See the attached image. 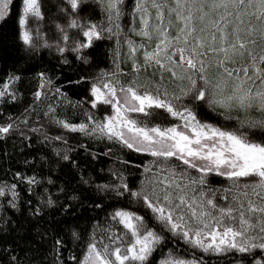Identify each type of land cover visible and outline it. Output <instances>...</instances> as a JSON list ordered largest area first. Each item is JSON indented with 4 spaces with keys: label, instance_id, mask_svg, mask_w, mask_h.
I'll return each instance as SVG.
<instances>
[{
    "label": "snow or ice",
    "instance_id": "obj_1",
    "mask_svg": "<svg viewBox=\"0 0 264 264\" xmlns=\"http://www.w3.org/2000/svg\"><path fill=\"white\" fill-rule=\"evenodd\" d=\"M15 2L0 0V21L10 16ZM46 7L47 0H19L16 39L26 52L53 47L45 31ZM53 7L57 15L50 23L63 64L70 63L64 55L70 53L90 65L89 50L98 42L115 38L120 45L123 37L132 68L123 72L116 53L111 71L69 78L68 84L86 85V101L77 104L108 106L110 111L102 119L86 113L84 122L73 123L58 118L50 107L52 122L69 133L107 140L153 159L135 165L142 168L140 186L111 170L118 183L95 185L98 191L145 208L151 217L118 207L108 215L107 225L96 221L86 239L72 229L71 241L83 245L79 255L65 256L67 242L57 234L52 237L51 264H208L212 257L226 264H264V0H131L130 10L128 0H57ZM126 16L127 31L121 25ZM150 69L158 79L140 83L141 73ZM37 75L43 81L39 89L51 85L45 73ZM121 75L129 79L121 83ZM19 80L15 73L0 78V98L14 99L12 89ZM172 81L176 84L170 90L166 82ZM34 95L40 99L42 92ZM157 110L178 123H151L160 115ZM203 110L204 115L212 112L233 122V127L200 119ZM15 130L13 123L0 124V141ZM44 139H49L47 134ZM53 139L67 144L63 135ZM71 151L61 149L56 155L75 167ZM210 176L226 183L214 188ZM14 180L0 181V219L9 208L19 210L18 183L26 182L29 191L39 183L20 172ZM81 181L92 183L83 177ZM55 203L50 194L35 206L27 201L33 217L43 214L41 204ZM112 222L123 226L119 234L110 231ZM164 233L188 246L191 258L178 250L166 252ZM12 264H20L16 256Z\"/></svg>",
    "mask_w": 264,
    "mask_h": 264
},
{
    "label": "trees",
    "instance_id": "obj_2",
    "mask_svg": "<svg viewBox=\"0 0 264 264\" xmlns=\"http://www.w3.org/2000/svg\"><path fill=\"white\" fill-rule=\"evenodd\" d=\"M56 3L57 0H47L45 8L47 17L45 31L49 42L53 44L52 48L41 47L34 52H26L17 41L16 21L19 0L10 6V16L5 21H0V78L6 73L20 76V80L12 89L15 98L12 99L10 96L0 98V124L13 123L16 129L10 137L0 141V181L17 182L14 180V174L17 172L24 176H35L39 181L37 185L31 186V191L26 182L18 183L19 210L9 208L0 219V264H12V256H16L20 264H51L52 237L57 234H61L67 242L68 251L64 253L65 256H70L73 252L79 255L83 245L77 247V242L71 241L70 231L76 229L86 239L96 221L101 225H107V217L114 208L129 207L146 218L151 217V213L145 208L134 203L128 204L122 198H115L111 193L98 191L95 185L110 181L118 183L111 176V171H116L117 174L122 173L130 184L140 186L142 168H137L135 165H143L152 160V157L132 153L107 140H91L78 133H69L52 122L50 107L55 109L58 118L69 119L73 123L84 122L86 113L102 119L110 111L108 106L93 109L87 102L77 104L78 101H86V94L83 91L86 85L68 84L69 78L75 80L80 75L94 76L101 69L111 71L116 53L123 72L129 73L132 68V61L128 59L129 49L123 44V37H120V45L115 43V38L98 42L94 49L89 50L90 65L81 64L70 53L64 54L70 63L63 64L62 56L55 52V31L50 23L57 15L53 7ZM130 7L131 0H128L127 10H130ZM86 14L92 19L98 18L95 13ZM128 23L127 16L121 20L125 31ZM129 35L133 40L141 41L140 37L131 33ZM154 43L155 41L153 45ZM136 58L139 62H143L141 54L138 53ZM152 71L150 69L146 73L142 72L139 82L158 79V76H152ZM38 73H45L50 78L51 85L39 89L38 85L43 81L38 77ZM118 78L121 83L129 79L123 75ZM166 83L170 90L176 84L174 81ZM57 87L61 88L60 94H56ZM38 90L42 92L40 99H36L34 95ZM157 111L160 115L154 117L151 123L163 126L178 123L162 110ZM206 111H200V119L221 127H233V122L225 121L212 112L204 115ZM133 116L146 119L142 114H133ZM32 129L39 131L34 132ZM45 134L49 137L48 140L44 139ZM59 135L67 139L66 145L53 139ZM68 148L74 149L68 154L75 160V167L71 162L62 161L56 155L57 151ZM109 149L111 152L104 155ZM129 160L131 163L128 165L122 163ZM193 175L199 173L193 172ZM81 177L91 180L92 183H82ZM49 180L52 183H49ZM209 181L214 188L222 187L226 183L223 178L213 176L209 177ZM49 194L56 202L54 206L46 207L41 204L43 214L33 217L27 201L31 200L35 206L41 198ZM117 199L120 203H117ZM97 204L100 206L96 207ZM64 206H69L67 211ZM152 223L156 227L154 222ZM114 227L122 230L123 226H117L112 222L110 231ZM164 235L166 252L168 249L178 250L179 255L191 258L192 250L188 246L174 240L170 233ZM208 264H226V262L212 257L208 259Z\"/></svg>",
    "mask_w": 264,
    "mask_h": 264
},
{
    "label": "rangeland",
    "instance_id": "obj_3",
    "mask_svg": "<svg viewBox=\"0 0 264 264\" xmlns=\"http://www.w3.org/2000/svg\"><path fill=\"white\" fill-rule=\"evenodd\" d=\"M55 52H56V50H55ZM120 231H121V229H119L117 227H114V228L111 229V232H115L116 234H119Z\"/></svg>",
    "mask_w": 264,
    "mask_h": 264
}]
</instances>
